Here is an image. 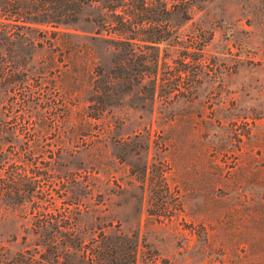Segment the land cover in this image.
<instances>
[{
    "label": "rangeland",
    "instance_id": "1",
    "mask_svg": "<svg viewBox=\"0 0 264 264\" xmlns=\"http://www.w3.org/2000/svg\"><path fill=\"white\" fill-rule=\"evenodd\" d=\"M148 4L189 6L190 20L171 17L175 34L142 52L155 76L150 68L98 120L88 116L90 79L61 63L50 34L15 29L13 43L0 41V164L18 151L42 175L58 150L59 176L91 189L80 225L134 235L137 264H264V0ZM81 27L64 39L91 44L93 25ZM202 29L212 35L204 47ZM94 43L108 72L115 55ZM30 212L0 211L12 250L34 240Z\"/></svg>",
    "mask_w": 264,
    "mask_h": 264
},
{
    "label": "trees",
    "instance_id": "2",
    "mask_svg": "<svg viewBox=\"0 0 264 264\" xmlns=\"http://www.w3.org/2000/svg\"><path fill=\"white\" fill-rule=\"evenodd\" d=\"M173 16L189 21V6L171 9L164 4L153 6L148 0H0V41L13 43L10 32L15 29L34 28L50 34L52 46L62 48L61 63L79 71L82 83L90 79L88 116L98 120L108 107L121 104L122 95L139 88L151 69L155 76L158 63L151 68L142 52L145 47L159 50V45L175 34L169 24ZM81 23L93 25L89 32L94 34L90 38L93 42L76 46L64 38L70 36L69 31L86 33ZM202 31L204 47L212 35ZM97 41L115 55L108 72L100 70L93 57ZM200 51L203 53V48ZM68 79L66 71V87L70 86ZM152 81L156 84L155 78ZM155 89L152 84V98ZM67 104L65 100L62 105L65 116ZM14 133L17 136L16 129ZM52 151L42 175L29 173L31 162L22 160L18 151L0 164V211L31 205L30 232L34 238L17 250H12L10 241H0V264H137L134 235L103 229L87 233L80 225L86 212L82 198L91 191L90 186L70 174L60 177L54 166L59 153ZM16 240L14 234L12 241ZM22 241L26 244L27 237Z\"/></svg>",
    "mask_w": 264,
    "mask_h": 264
}]
</instances>
